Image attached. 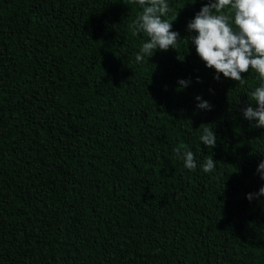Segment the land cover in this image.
Masks as SVG:
<instances>
[{"label":"trees","instance_id":"1","mask_svg":"<svg viewBox=\"0 0 264 264\" xmlns=\"http://www.w3.org/2000/svg\"><path fill=\"white\" fill-rule=\"evenodd\" d=\"M167 2L177 50L137 62L135 0H0V264H264L261 81L214 79L187 31L208 0Z\"/></svg>","mask_w":264,"mask_h":264},{"label":"clouds","instance_id":"2","mask_svg":"<svg viewBox=\"0 0 264 264\" xmlns=\"http://www.w3.org/2000/svg\"><path fill=\"white\" fill-rule=\"evenodd\" d=\"M135 2L141 6V11L133 21V34L143 32L147 36L136 55V61L141 62L146 56L149 58L156 50L176 49L178 40L182 38L179 32L173 30L172 22L178 13L174 19L164 18L170 12L167 0ZM190 2L195 3V0ZM187 31L190 34L189 43L195 45L196 53L205 66L215 70L214 79L220 80V74H223L224 78L244 83L242 74L250 69L258 74L261 83L251 92L250 103L243 110V115L250 121L254 120L255 127H264V0H208L188 22ZM189 83L180 79L178 86L187 87ZM196 100L199 101L198 109L211 110L208 101L199 96ZM199 139L213 148L217 137L213 129L204 127ZM174 151L183 159L185 168L196 169L197 162L192 151L183 145ZM215 162L213 158H207L202 165L203 171L212 172L216 167ZM262 170L264 160L257 168L264 179ZM254 196H264V186L255 194H247L246 198L251 201Z\"/></svg>","mask_w":264,"mask_h":264}]
</instances>
